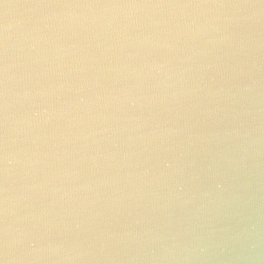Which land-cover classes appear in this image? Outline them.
<instances>
[{
    "label": "water",
    "instance_id": "obj_1",
    "mask_svg": "<svg viewBox=\"0 0 264 264\" xmlns=\"http://www.w3.org/2000/svg\"><path fill=\"white\" fill-rule=\"evenodd\" d=\"M0 264H264V0H0Z\"/></svg>",
    "mask_w": 264,
    "mask_h": 264
}]
</instances>
